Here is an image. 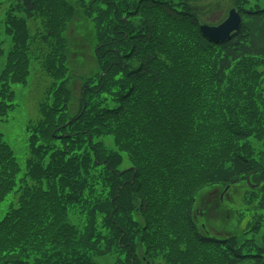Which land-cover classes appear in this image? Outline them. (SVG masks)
I'll list each match as a JSON object with an SVG mask.
<instances>
[{"label":"trees","instance_id":"trees-1","mask_svg":"<svg viewBox=\"0 0 264 264\" xmlns=\"http://www.w3.org/2000/svg\"><path fill=\"white\" fill-rule=\"evenodd\" d=\"M201 1L0 0V119L40 81L22 163L0 132V264H264V3L231 0L240 28L215 43ZM77 15L88 77L71 64ZM217 187L244 189L238 234L199 224Z\"/></svg>","mask_w":264,"mask_h":264},{"label":"rangeland","instance_id":"rangeland-1","mask_svg":"<svg viewBox=\"0 0 264 264\" xmlns=\"http://www.w3.org/2000/svg\"><path fill=\"white\" fill-rule=\"evenodd\" d=\"M73 1L75 0H69L71 3ZM261 3H264V0ZM198 5L202 9L199 16L200 22L209 26H216L224 21L229 9L232 7L231 0H203L198 2ZM1 15L2 12H0V17ZM67 37L70 49L74 53L72 54L71 64L75 75L88 77L90 71L97 74L98 69L93 56L92 32L87 21L77 15L75 22H72L68 27ZM0 43L2 44L1 72L6 54L11 46L10 38L1 33V26ZM35 72L37 71L34 70V75L32 73L30 77L33 75V81L37 83L39 89L34 86V82H30L31 78H29L28 87L15 86L14 104L16 107L8 113L6 118L0 119V132L4 140L12 147L15 157L20 163L23 162L25 156V126L27 122L35 120L37 117L35 105L40 90V81L36 78ZM77 82V86L73 91L75 98H77L81 86V82ZM225 188L217 187L215 190L206 192L198 198L196 203L199 210L198 214L202 215H199V224L204 223L209 230H212L213 235H219L221 238L240 231L252 217L250 215V218L249 216H243V219L237 218L239 210L242 211L244 207L242 195L244 189L238 190L237 187H231L223 193ZM221 195L222 199H220ZM2 208H5V204ZM138 254H141L140 249ZM115 260V254H110L99 258L98 264H114Z\"/></svg>","mask_w":264,"mask_h":264},{"label":"water","instance_id":"water-1","mask_svg":"<svg viewBox=\"0 0 264 264\" xmlns=\"http://www.w3.org/2000/svg\"><path fill=\"white\" fill-rule=\"evenodd\" d=\"M240 22L239 15L234 10H231L228 13V18L222 24L216 27L200 26V32L209 41L221 43L230 39V35L239 29Z\"/></svg>","mask_w":264,"mask_h":264}]
</instances>
